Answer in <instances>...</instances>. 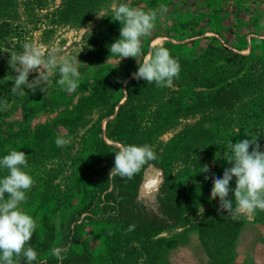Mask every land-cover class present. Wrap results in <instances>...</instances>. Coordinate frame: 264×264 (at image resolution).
Returning <instances> with one entry per match:
<instances>
[{
  "label": "rangeland",
  "instance_id": "1",
  "mask_svg": "<svg viewBox=\"0 0 264 264\" xmlns=\"http://www.w3.org/2000/svg\"><path fill=\"white\" fill-rule=\"evenodd\" d=\"M121 3L157 19L142 54L119 62L109 46ZM26 42L77 56L79 87L65 91L57 70L44 92L13 95L8 60ZM154 46L180 63L171 87L132 76ZM256 136L264 151V0H0V158L27 155L34 184L20 208L37 224L32 264H61L56 247L63 264H264V211L234 220L209 198L211 178L231 166L227 142ZM122 144L150 145L157 158L131 179L108 177Z\"/></svg>",
  "mask_w": 264,
  "mask_h": 264
},
{
  "label": "clouds",
  "instance_id": "2",
  "mask_svg": "<svg viewBox=\"0 0 264 264\" xmlns=\"http://www.w3.org/2000/svg\"><path fill=\"white\" fill-rule=\"evenodd\" d=\"M161 12L167 9L161 7ZM103 17L104 15H97ZM112 19L119 21L120 33L109 46L110 54L121 58H136L142 54V38L151 34L155 27L157 12L145 11L140 8L121 3L112 8ZM9 67L16 73L10 92L25 94L24 89L33 92L39 88L42 92L49 84L50 77L57 70V83L67 92H73L79 87L81 63L77 56L61 54L59 48L45 52L38 45L25 43L20 53H10ZM180 63L172 57L169 50L163 46H154L132 73L136 80L143 79L147 83H155L157 87H171L174 79L180 74ZM37 75L29 81L30 72ZM57 147L66 146L70 140L57 137ZM257 136L243 139L236 143L230 140L224 148L223 159L230 164L223 170L222 177L213 176L210 199L219 198L220 210H225L232 219L238 215H252L256 210L264 211V151L260 150ZM251 148V151L249 150ZM114 166L108 177L120 176L131 179L135 174L154 161L156 153L150 145H120L115 151ZM215 158H221L217 152ZM214 158V159H215ZM27 155L20 150H11L0 158V168L7 170V175L0 178V264H32L37 260V252L29 245L37 224L35 219L21 210V203L27 200L26 192L31 189L34 180L23 168L27 167ZM200 172L205 173L204 179H209V166L201 165ZM235 177V187L230 188V181ZM159 181L149 178L144 187L154 189ZM232 192V198L229 193ZM7 196V198H6ZM235 202V203H234ZM202 208V207H201ZM203 213V208H202ZM134 226H129V231ZM64 251L61 247L51 250V254L63 264Z\"/></svg>",
  "mask_w": 264,
  "mask_h": 264
},
{
  "label": "trees",
  "instance_id": "3",
  "mask_svg": "<svg viewBox=\"0 0 264 264\" xmlns=\"http://www.w3.org/2000/svg\"><path fill=\"white\" fill-rule=\"evenodd\" d=\"M134 82H136L135 80H132L130 83H128L129 85H131L132 83H134ZM124 107H120L119 109H120V111L123 109ZM119 116V115H118ZM36 247H37V249L38 250H40V249H42V248H44L45 247V245L44 244H37L36 245Z\"/></svg>",
  "mask_w": 264,
  "mask_h": 264
}]
</instances>
